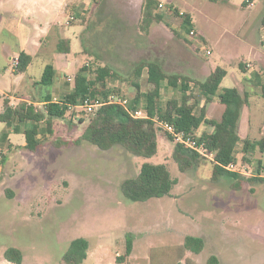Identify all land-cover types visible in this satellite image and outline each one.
Segmentation results:
<instances>
[{
    "label": "rangeland",
    "instance_id": "374dc122",
    "mask_svg": "<svg viewBox=\"0 0 264 264\" xmlns=\"http://www.w3.org/2000/svg\"><path fill=\"white\" fill-rule=\"evenodd\" d=\"M144 1L91 0L83 10L81 0H73L67 3L66 13H50L59 28L82 25L79 39L73 42L77 57L68 55L75 62L60 78L57 98L71 90L83 66L88 77L96 67L105 66L108 93H119L132 102L137 87L151 90L148 62H155L166 77L187 75L189 92L199 97L197 82L216 67L227 72L221 85L232 87L244 76L239 62L249 70L264 57V31L260 30L264 0H253V5L245 0L250 8L242 6L243 0H152L153 15L162 18H153L141 29ZM184 14L191 17L192 37L181 28ZM13 47L8 33L0 31V69L8 63V50L15 55ZM248 78L242 80L250 91L244 111L252 121L248 138L261 139L264 97L257 78ZM1 79L10 81L5 75ZM15 88L22 97L32 98L24 83ZM179 98L180 90L168 86L166 79L160 83V110L169 99ZM2 99L0 95V104ZM144 105L141 98L137 106L144 109ZM211 114L219 118L216 104ZM90 117L80 107L68 109L53 120V133L35 151L24 147L0 153V264H18L6 262L7 247L21 251L19 264H64L62 255L77 237L88 241L87 257L80 264H207L211 255L217 264H264V183L250 181L258 160L264 176V151L256 148L245 161L239 144L232 171L239 172L240 178L222 176L215 181L211 163L202 157L196 168L181 172L172 158L176 141L167 139L160 128L156 153L149 158L132 155L120 145L102 150L86 141L76 142ZM40 127L44 129L43 122ZM208 128L200 125L197 135ZM144 162L164 164L177 183L162 197L129 200L120 185L135 177ZM128 233L132 252L118 260L125 254ZM187 235L203 238L199 253L183 247Z\"/></svg>",
    "mask_w": 264,
    "mask_h": 264
},
{
    "label": "trees",
    "instance_id": "16d2710c",
    "mask_svg": "<svg viewBox=\"0 0 264 264\" xmlns=\"http://www.w3.org/2000/svg\"><path fill=\"white\" fill-rule=\"evenodd\" d=\"M152 2V0H146L142 4L141 29H144L153 18H162L160 14L153 15L151 10ZM192 25L190 15L184 14L181 28L185 33H188L192 30ZM176 35L180 36L181 34L177 33ZM62 42L58 43L57 50L66 53L68 48H63ZM29 62L30 56L21 52L17 57V64L14 68L15 73L18 74L25 71ZM238 67L243 70V63L240 62ZM87 70L88 68L83 66L75 74L73 90L62 96L59 102H52L50 96L44 97L45 101L41 109L32 103L24 104V102L12 107L4 100V110L0 113V121L5 122L7 126H11L13 122L24 126V147L30 151H35L42 141L53 133V120L63 117L68 110L69 104H76L79 99L86 95H107L110 92L106 89L104 83L105 77L109 74L107 67H96L92 77H88L85 73ZM225 75L226 70L221 67H216L210 71L203 80L197 82L200 96L196 97L189 92V77L187 75L180 79L178 77H166L155 62H148L147 80L151 84V90L140 93L137 87L134 99L129 102V107L136 108L140 99L144 98V110L147 112L148 117L134 118L120 104H104L90 117L76 142L86 141L102 150L120 145L132 155L149 158L157 150V131L159 128L152 120L154 115L172 122L179 131L192 133L200 125L210 122L205 117V106L214 97H217L219 102L225 105L221 118L218 122H214V128L210 133H202L197 137L198 143L203 144L206 152L213 153V159H207L196 150L185 147L178 142L174 143L172 158L181 172L196 168L198 159L202 157L212 165L211 179L216 181L222 176L234 179L240 178V173L228 170L226 166L235 161L233 153L239 141L237 123L241 108L247 104L248 95L246 92L241 94L235 87L224 88L217 93L219 84ZM52 79L53 68L51 64H47L43 73L44 83L51 85ZM165 79L168 86L180 90V98L179 100L169 99L165 103L164 108L160 110L158 106L160 104V83ZM259 86L264 97V84ZM201 99L204 100V104L199 108L198 113H195L194 108ZM41 122L45 125L44 129L40 127ZM166 137L170 141L173 140V137L168 133H166ZM256 148L261 152L264 151V138L253 141L244 138L242 141L243 159L249 161L250 152ZM257 166L256 175L250 178V181L264 183V176H260L259 167L261 165L259 160ZM176 183L177 180L171 176L164 164L144 162L135 177L122 181L120 189L123 196L129 200L145 201L169 194ZM183 247L197 254L203 249L204 240L200 236L187 235L184 237ZM87 250L88 241L83 237H77L70 241L67 250L62 255V261L64 264H80L87 257ZM131 250L132 237L128 233L126 235L125 254L122 257L118 256L117 259L122 260L124 256H129ZM4 257L6 260L18 264L22 260L21 251L15 247H7L4 251ZM207 264H217L216 256L211 255L207 259Z\"/></svg>",
    "mask_w": 264,
    "mask_h": 264
},
{
    "label": "crops",
    "instance_id": "0c3cea01",
    "mask_svg": "<svg viewBox=\"0 0 264 264\" xmlns=\"http://www.w3.org/2000/svg\"><path fill=\"white\" fill-rule=\"evenodd\" d=\"M70 1L73 0H0V31H5L8 33L9 37L14 42L13 51L15 52V55H10V50L6 52V56H8L9 59L8 63L3 66L2 69H0V95L3 98L2 103L0 104V113L4 110V100H6L8 104L13 107L16 106L17 102L20 101L24 103H32L34 105H43L45 101L44 97L50 96L51 100L53 97H56L55 92L59 89L61 82L60 78L72 68V63L75 62L70 60L68 55L73 53L74 56H76V45L75 48H73V42L79 39L82 25L79 24L80 27L73 26L70 29H65V27L62 26L59 28L55 24L54 17L50 18V13H59L62 11L66 13L65 9H67V3ZM226 1L229 2L230 0ZM251 1L253 5V0ZM81 2L84 4L83 10H86L90 5L91 0H81ZM242 6L247 8L251 7L245 5V0L242 1ZM66 26L70 25L66 24ZM260 30L264 31V26ZM198 32L201 36H203L201 31L198 30ZM60 41H63L62 47H67L68 52H59L57 50V45ZM21 52L30 56V62L27 65L25 71L16 74L13 63L15 60H17V57ZM38 58H40L39 63L36 62ZM262 59H264V57L259 58L258 67H251L249 70H246L245 67L243 70L240 69V71L244 73V76L240 80H237L238 82L236 86H232L237 88L241 94L246 92L248 95L247 104L241 108L237 123V134L239 141L233 153L235 158L234 164H236V149L239 144V152L241 153V156H243L242 141L244 138L249 137V133L251 131L250 125L252 122L250 116L244 112L249 105L250 91L244 88L242 85V80H245L248 77V80L257 78L256 84L258 86L260 84H264V64L261 63V61H263ZM34 64L37 65L33 67ZM47 64H51L53 68V79L51 85H46L43 80L44 67ZM4 75L6 78L10 79L9 82L1 79L4 77ZM225 76L219 84L217 93L222 89L229 87L221 85ZM23 83L31 92L32 98L28 99L27 97H22V95L18 94L15 84L18 86ZM7 87H10V90H7ZM72 90L73 86L71 87V90L68 89L65 94L71 92ZM139 92L145 93V91H142L141 89H139ZM203 104L204 100L201 101V106ZM214 104H216L219 110V118H216L211 114V109ZM224 109L225 105L220 103L217 97H214L211 102L206 104L205 117L206 119L210 120V122L204 123L205 126H208L209 128L202 133H210L213 130L214 122L216 123L220 120ZM243 114H245L244 117ZM23 128L24 126H20L15 122H13L11 126H7L5 122L0 121V153H4L7 150L12 152L17 148H24L25 138L23 134ZM192 133L195 135V137H199L202 134L201 133L200 135H197V130ZM260 134H262V132ZM13 137L15 140L13 139L12 141ZM253 140H259V138ZM6 262L10 261L6 260Z\"/></svg>",
    "mask_w": 264,
    "mask_h": 264
},
{
    "label": "built area",
    "instance_id": "2783aa9c",
    "mask_svg": "<svg viewBox=\"0 0 264 264\" xmlns=\"http://www.w3.org/2000/svg\"><path fill=\"white\" fill-rule=\"evenodd\" d=\"M161 6V5H160ZM182 14V13H181ZM194 35V31L191 30L188 32V36L192 37ZM206 53H209V50H205ZM17 64V60L14 61L13 67L15 68ZM70 79V78H69ZM52 102H59L57 97H53ZM117 103L122 105L129 114L134 118H146L148 117L147 112L142 108H131L129 107V100L119 93H108L107 95H86L83 98L79 99L76 104H69L68 109H73L74 107H80L83 109V115L92 116L95 112L104 104ZM152 120L155 122V125L164 130L166 133L171 135L173 139L184 145L185 147L196 150L202 156L207 159H213L212 152H206L202 143H198L197 137L191 132H183L177 130L175 125L172 122H169L165 119H161L158 115H154ZM234 163H230L226 166V169L233 170Z\"/></svg>",
    "mask_w": 264,
    "mask_h": 264
}]
</instances>
